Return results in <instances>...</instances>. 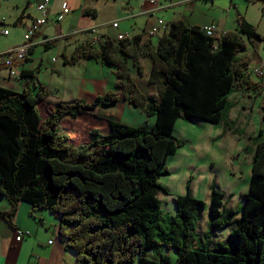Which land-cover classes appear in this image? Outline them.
<instances>
[{"label": "trees", "instance_id": "trees-1", "mask_svg": "<svg viewBox=\"0 0 264 264\" xmlns=\"http://www.w3.org/2000/svg\"><path fill=\"white\" fill-rule=\"evenodd\" d=\"M262 39L239 18L234 32L212 37L202 28L172 23L155 48L139 36L106 37L97 49L80 45L67 64L93 57L114 69L117 91L93 104H50L43 87H0V196L10 204L0 221L14 227L20 202L48 211L59 220V235L78 264H172L170 250L177 254L174 264H264L262 130L244 148L251 164L241 213L225 206L214 182L208 206L192 196L189 181L174 198V215L163 214L158 198L168 194L159 179L169 175V157L185 145L173 134L178 119L239 133L228 118L234 106L229 97L237 87L255 86L247 74L251 57L244 52ZM143 58L151 61L148 81L156 97L142 93L132 79L130 67L142 76ZM119 98L154 117L153 127L94 114ZM206 207L208 230L195 247L199 211ZM232 223L228 236L213 242Z\"/></svg>", "mask_w": 264, "mask_h": 264}, {"label": "crops", "instance_id": "crops-1", "mask_svg": "<svg viewBox=\"0 0 264 264\" xmlns=\"http://www.w3.org/2000/svg\"><path fill=\"white\" fill-rule=\"evenodd\" d=\"M43 1L0 0V31H8L7 35L0 33V36L9 38L0 44V52L23 43L26 29L40 16L36 6ZM253 1L264 5L263 0ZM64 4L70 11L57 22L55 18ZM241 6V0H49L48 23L32 37L28 55L22 60L14 59L19 78H8L7 70L0 68V87L17 92L25 88L35 92L43 87L47 93L46 101L50 104L74 100L96 103L97 98L117 91L114 69L93 57L67 64L65 61L71 59L76 47L91 44L97 49L100 40L103 41L106 37L116 39L121 34L125 38L139 36L142 41H150L155 48L163 33L148 35L149 30L160 24L169 28L176 22L202 29L213 26L215 34L220 36L222 33L234 32L239 18L254 26V22L242 16L244 13H241ZM261 17L264 18V7L261 8ZM112 23H117V27L113 28ZM92 29L95 33H92ZM262 37L261 42L247 44L244 54L251 57L248 68H261L264 71V54L260 51V47L264 49V36ZM96 38L99 41L93 43ZM140 65L142 76L130 67L132 79L142 93L156 97V87L148 81L151 61L143 58ZM247 74L255 86L235 89L229 97L234 106L229 111L228 118L235 122V128L239 131L257 125L255 131L251 129L248 133L251 142L247 147L251 148V138L259 130L264 132V91L258 77L250 71ZM232 112L234 116H231ZM94 114L132 127L151 129L154 125V117L146 116L141 109L122 98L111 108L96 107ZM183 122L182 119L176 121L179 127L197 132L193 136L185 135L189 150L196 153L202 147L208 146L212 150L214 145L222 142L227 145L229 138L235 136L219 124ZM192 124H199L200 131L189 127ZM245 147H238L236 159L244 154L242 160L246 159L251 164V155L244 151ZM230 166L241 174V162ZM233 200V194L224 195L223 202L227 208L233 209ZM9 209L8 200L0 196V212ZM13 223L15 226L11 227L5 221H0V264H78L74 252L66 247V240L59 235L60 223L53 214L46 210H32L29 204L20 202ZM18 233L23 236L16 241ZM50 240L52 243L48 244Z\"/></svg>", "mask_w": 264, "mask_h": 264}, {"label": "rangeland", "instance_id": "rangeland-1", "mask_svg": "<svg viewBox=\"0 0 264 264\" xmlns=\"http://www.w3.org/2000/svg\"><path fill=\"white\" fill-rule=\"evenodd\" d=\"M241 1V13H244L242 16L254 22V26L257 29L256 31L264 36V18L261 17V8L264 7V5H261L259 1ZM7 40H9V38L7 39L6 37L0 36V44L5 43ZM260 51L261 54H264L262 53L264 51L262 47H260ZM251 113L252 112H250V114ZM231 116H234L233 112ZM248 120H250V117ZM262 122L264 126V121ZM183 123L188 122L184 121ZM198 125L199 124H192V126L189 127H192L194 131H200ZM256 128L257 125H253L250 129L248 127L244 130L240 129V131L238 130L239 133L229 138L227 145H224L222 142L221 144L214 145L212 150L208 146L202 147V150L196 153L192 149L189 150V142H187L185 135L188 134L193 136V134L197 132L183 129L176 123L173 132L174 136L186 142L184 147L179 148L178 151L168 159L166 166L169 170V175L159 179V183L168 190V194L160 193L158 195L163 214L169 216L174 215L175 205L173 198L176 195L185 193V185L188 181L191 194L193 192L192 196L203 201L206 206L209 204L211 182H214L216 189L224 193V195L233 194L234 200L233 203H231L233 209L241 213L243 203L241 194L247 192L250 177V164L248 160H242L244 154L236 159L239 153L237 149L238 147L250 145L251 141L248 137V133L251 129L255 131ZM189 140L191 141L190 137ZM239 162H241V174L238 173L236 168L232 169L230 166V164H237ZM207 214V207L199 211L196 225L195 247L201 246L204 241L205 233L208 230ZM239 215L236 218H239ZM233 226L234 223L226 230L218 232L216 237L213 238V242L224 240ZM176 255L175 251H168V258L172 264L175 263Z\"/></svg>", "mask_w": 264, "mask_h": 264}, {"label": "built area", "instance_id": "built-area-1", "mask_svg": "<svg viewBox=\"0 0 264 264\" xmlns=\"http://www.w3.org/2000/svg\"><path fill=\"white\" fill-rule=\"evenodd\" d=\"M49 5V0H44L43 2L39 3L36 6L37 11L39 12L40 16L37 19H34L28 28L26 29L24 35H23V43L11 50L0 52V68H4L7 70L8 78L10 79H18L19 78V72L16 69L14 65V59L22 60L28 55V52L31 48V39L32 37L43 27L45 26L48 21V14H47V7ZM70 11V8L64 4L61 7V11L56 16V21L60 22L63 17L68 14ZM112 27L116 28L117 23H112ZM168 31V27L164 24H160L157 26L152 27L148 35H154L157 33H166ZM203 31L205 34L209 37H212L215 34V27L209 26L204 27ZM1 34L7 35V30L0 31ZM92 33H95V30L92 29ZM224 34V33H222ZM124 35H117L116 40H122L124 39ZM99 41V38L94 39L93 43H96ZM251 72L254 74L258 79L260 80V83L262 85V89L264 91V71L261 68H248L247 72ZM23 236L22 233H18L16 237V241H19L21 237ZM52 241H48V244H51Z\"/></svg>", "mask_w": 264, "mask_h": 264}]
</instances>
